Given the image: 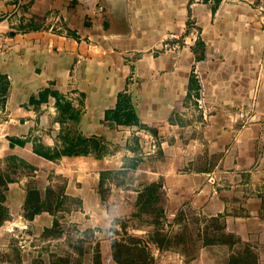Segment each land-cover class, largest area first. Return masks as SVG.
<instances>
[{
    "label": "crops",
    "instance_id": "obj_1",
    "mask_svg": "<svg viewBox=\"0 0 264 264\" xmlns=\"http://www.w3.org/2000/svg\"><path fill=\"white\" fill-rule=\"evenodd\" d=\"M171 34L183 50L168 51ZM216 56L234 81L251 77L243 104L258 120L214 119L184 146L170 119ZM228 81L226 93L213 79L212 95L201 79L203 101L242 115ZM151 185L161 233L186 204L227 214L226 231L264 264V0H0V264H121L144 251L168 264L141 212ZM176 256L212 263L205 248Z\"/></svg>",
    "mask_w": 264,
    "mask_h": 264
},
{
    "label": "rangeland",
    "instance_id": "obj_2",
    "mask_svg": "<svg viewBox=\"0 0 264 264\" xmlns=\"http://www.w3.org/2000/svg\"><path fill=\"white\" fill-rule=\"evenodd\" d=\"M192 22H190L191 24ZM191 28V27H190ZM178 35V34H177ZM179 36L178 40L170 41V45L168 47L169 52H179L183 50L186 46V41L184 36ZM212 61V60H211ZM214 66L206 67V71L201 76L197 72L194 73L193 76L197 82H195V88L191 93L195 95V97L188 96L182 106L176 107L174 110V115L171 117L170 122L174 125L176 137L174 138L176 141H179L180 144L186 146V144H191L193 139L196 137V133L201 131L203 128H207L213 120H220L225 125L228 122L234 123L237 128L244 127L251 122L257 121L258 118L252 119L250 115H247L246 104H243V101L246 97V87H250L251 77H238L236 81L229 77V69L223 68L221 64H225L227 61L224 57L218 59V56L214 59ZM211 65V64H210ZM245 71H241L242 73ZM205 74H207L205 76ZM232 76V74L230 75ZM197 77V78H196ZM209 78L210 82V94L213 95V79H226V83L224 89L226 93H228L229 85L228 79H231L232 82L239 83L237 84V100L238 102L232 109L236 112L243 109L242 115L239 113H231L232 116L229 117L228 114L223 113L224 110H228L229 105L228 102L226 104L218 106L217 104H208L203 101L204 91L201 88L200 80ZM253 83V82H252ZM194 86V87H195ZM201 89V90H200ZM200 90V92H199ZM200 93V101L203 102L202 108L199 107V103L196 101V95ZM258 93V91H257ZM239 104V107L237 108ZM255 109L257 108V104H254ZM213 116V117H212ZM233 117V118H232ZM253 120V121H252ZM173 129V128H172ZM179 145V144H178ZM192 147H190L191 149ZM207 159V158H206ZM54 199V198H53ZM170 210V209H169ZM176 217L172 216L168 217V231L166 233H162L158 238L160 241L164 243L163 247H168L170 245V249L168 251V264H177L179 254L182 256V259L185 263H187L192 257L195 258L200 254L201 248H205L209 253V257H212L211 264H247L248 261L256 262L254 257L257 259L259 255L256 251V247L254 248L251 244H244L243 242H237L239 239L226 231V223L225 218L227 214H222L216 217H209L204 215L202 211H198L196 208H193L191 205H183L179 209H175ZM134 225H140L142 222L138 219L132 220ZM162 225H158L159 228ZM123 236V235H121ZM168 243V244H167ZM249 257L248 258V254ZM172 253V254H170ZM12 259L17 258V252L14 251L11 254ZM237 260H241L242 258L247 259L245 262H234V258ZM142 264L146 263V257H141ZM17 264V263H13ZM31 264H40L32 262ZM54 264H65L64 260L55 262Z\"/></svg>",
    "mask_w": 264,
    "mask_h": 264
},
{
    "label": "trees",
    "instance_id": "obj_3",
    "mask_svg": "<svg viewBox=\"0 0 264 264\" xmlns=\"http://www.w3.org/2000/svg\"><path fill=\"white\" fill-rule=\"evenodd\" d=\"M193 82V81H192ZM48 93H46L47 95ZM45 95V94H44ZM75 151L73 148H69L66 150H55L53 155H47L44 153V155L46 156V158L54 160L57 158H61L64 155H72L74 154ZM158 186L157 185H151L149 187L146 188L144 194H142V197H140V203L142 204L141 206V212L145 213L146 215H148L149 217H151L153 219V222L156 226L161 225V221L160 219L164 216V211L163 209L158 206V203L160 202L159 198H158ZM38 203V193L37 192H30L28 194V202L27 204L30 205V207L32 209H34L33 214L38 213L43 207L37 206L35 204ZM32 217V216H31ZM30 218V217H29ZM161 232L160 229L158 228L153 235L151 236V240L155 243L158 244V246L162 247L164 246V243L162 241H160L158 238L161 236ZM237 242H241V240L239 239ZM168 244V243H167ZM168 250L171 248L170 245H168ZM248 254V258L249 257V253ZM151 254L149 253V251H144L143 253L137 255V256H133L130 258H126L124 260H121L120 263L121 264H142V260L141 257L145 256L146 257V263L147 264H155V260L153 258H151L150 256ZM234 258V262H245L248 261L245 258H242L241 260H237L235 258V256H233ZM193 259H195V256L192 257L188 262L192 261ZM253 259H255V263L248 261L247 264H258V259L256 257H254Z\"/></svg>",
    "mask_w": 264,
    "mask_h": 264
},
{
    "label": "built area",
    "instance_id": "obj_4",
    "mask_svg": "<svg viewBox=\"0 0 264 264\" xmlns=\"http://www.w3.org/2000/svg\"><path fill=\"white\" fill-rule=\"evenodd\" d=\"M179 39V36L178 35H175V34H171L169 37H168V42L166 43V48L169 47L170 45V41H173V40H178Z\"/></svg>",
    "mask_w": 264,
    "mask_h": 264
}]
</instances>
